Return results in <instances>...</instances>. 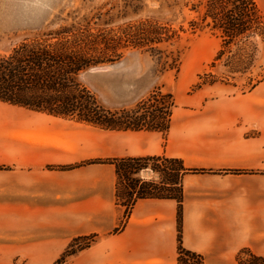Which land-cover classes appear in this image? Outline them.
Wrapping results in <instances>:
<instances>
[{
  "label": "crops",
  "instance_id": "0c3cea01",
  "mask_svg": "<svg viewBox=\"0 0 264 264\" xmlns=\"http://www.w3.org/2000/svg\"><path fill=\"white\" fill-rule=\"evenodd\" d=\"M190 104L175 106L167 130H105L11 105L37 117L0 134V264H57L90 234L100 238L68 264H179L180 244L203 264L264 257V80ZM146 156L197 170L181 176V231L176 198L127 209L116 166L98 161Z\"/></svg>",
  "mask_w": 264,
  "mask_h": 264
},
{
  "label": "rangeland",
  "instance_id": "374dc122",
  "mask_svg": "<svg viewBox=\"0 0 264 264\" xmlns=\"http://www.w3.org/2000/svg\"><path fill=\"white\" fill-rule=\"evenodd\" d=\"M208 1L0 0V53L64 26L89 27L109 37L121 35L127 43L123 57L91 67L79 79L104 109L118 112L116 121L122 126L164 130L175 106H190L193 97L202 100L239 94L264 80L262 28L227 43L224 33L213 27L214 18L205 16ZM256 2L264 18V0ZM24 115L28 120L37 117L0 102V134L13 128L6 126L10 121ZM149 169L155 178L148 177ZM127 170L121 164L117 184L121 204L135 196L131 186L144 185L135 183V178L152 181V187H163L168 193L162 185L176 179L180 164L151 160L138 175L128 176ZM99 238L78 239L57 264H68L70 256ZM198 260L187 263L198 264ZM253 261L259 263L247 256L241 262Z\"/></svg>",
  "mask_w": 264,
  "mask_h": 264
},
{
  "label": "trees",
  "instance_id": "16d2710c",
  "mask_svg": "<svg viewBox=\"0 0 264 264\" xmlns=\"http://www.w3.org/2000/svg\"><path fill=\"white\" fill-rule=\"evenodd\" d=\"M205 16L214 18L213 27L224 33L227 43L259 27L263 29L264 24L256 0H209L206 3ZM255 22L258 26L256 28ZM262 29L259 30L264 34ZM126 49V40L122 39L121 35L103 36L89 27L77 28L74 25L61 27L33 39H26L14 46L11 51L0 53V102L105 130L133 129L119 124L116 121L118 112L104 109L94 93L79 79L81 73L91 67L122 58ZM169 124L170 118L164 130ZM137 127L135 129L144 128ZM147 129L151 128L147 127ZM151 160L176 161L180 164L176 179L162 185L167 187L165 190L168 193L164 192L163 187H152L149 184H152V181L135 178V183L143 182L144 185L138 189L131 186L130 193L132 195L134 193L135 196L124 205L130 209L139 198H176L179 202L178 220L181 231L183 199L181 176L186 172L197 170L185 168L181 160L156 156L110 158L98 161L114 163L118 184L121 164L127 165L128 176L138 175ZM172 188H175V193L171 192ZM119 198L117 187L118 201ZM90 235L94 238L99 236ZM88 237L89 235L74 238L68 252L72 251L78 239ZM91 244L93 243L89 242L83 248ZM186 256L199 259L197 263L203 264L199 255L184 249L180 244L179 264H189ZM254 259L259 263L254 261L248 263L264 264V257H253L252 260Z\"/></svg>",
  "mask_w": 264,
  "mask_h": 264
}]
</instances>
